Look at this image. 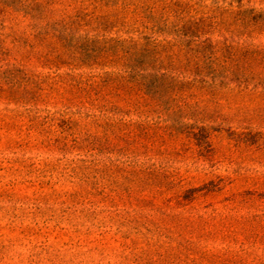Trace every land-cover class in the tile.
I'll use <instances>...</instances> for the list:
<instances>
[{
    "label": "rangeland",
    "instance_id": "374dc122",
    "mask_svg": "<svg viewBox=\"0 0 264 264\" xmlns=\"http://www.w3.org/2000/svg\"><path fill=\"white\" fill-rule=\"evenodd\" d=\"M0 264H264V0H0Z\"/></svg>",
    "mask_w": 264,
    "mask_h": 264
}]
</instances>
